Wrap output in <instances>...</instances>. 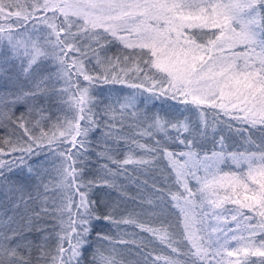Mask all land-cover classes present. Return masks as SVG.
I'll return each instance as SVG.
<instances>
[{"label": "snow or ice", "instance_id": "6c2138e0", "mask_svg": "<svg viewBox=\"0 0 264 264\" xmlns=\"http://www.w3.org/2000/svg\"><path fill=\"white\" fill-rule=\"evenodd\" d=\"M0 195V264H264V0H0Z\"/></svg>", "mask_w": 264, "mask_h": 264}, {"label": "trees", "instance_id": "16d2710c", "mask_svg": "<svg viewBox=\"0 0 264 264\" xmlns=\"http://www.w3.org/2000/svg\"><path fill=\"white\" fill-rule=\"evenodd\" d=\"M5 2H6V3H7V2H10V0H5ZM12 2H14V0H12ZM20 2L23 3L24 0H20ZM115 52H116V49L113 48V49H112V52L110 53V55H111L112 53H115ZM102 87L109 88V87H120V86H119V85H117V86H107V85H102ZM225 170H227V169H225ZM158 174H159V173H157V175H158ZM141 179H144V177L142 176ZM148 179L151 180V177H148ZM129 187H130V194H131V195H135V194H136V188H135V186H134V185H130ZM114 195H115V193H114ZM5 199H6L5 197H3L2 195H0V205H3ZM3 210H4L3 207H0V214L3 213ZM9 214L11 215V212H10Z\"/></svg>", "mask_w": 264, "mask_h": 264}, {"label": "rangeland", "instance_id": "374dc122", "mask_svg": "<svg viewBox=\"0 0 264 264\" xmlns=\"http://www.w3.org/2000/svg\"><path fill=\"white\" fill-rule=\"evenodd\" d=\"M49 67H52L51 65H49ZM54 70V69H53Z\"/></svg>", "mask_w": 264, "mask_h": 264}]
</instances>
